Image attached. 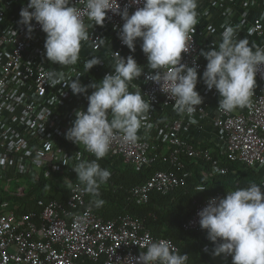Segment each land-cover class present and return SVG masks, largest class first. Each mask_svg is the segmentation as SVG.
<instances>
[{
	"label": "built area",
	"instance_id": "obj_1",
	"mask_svg": "<svg viewBox=\"0 0 264 264\" xmlns=\"http://www.w3.org/2000/svg\"><path fill=\"white\" fill-rule=\"evenodd\" d=\"M257 1L264 6V0ZM27 2L0 0V190L21 197L28 190L30 179L44 175L64 186L68 195L61 200H38L42 207L38 213L20 211L23 207L20 200H0V264H136L146 246L160 239L170 242L179 251L171 238L154 236L146 228L145 219L128 214L106 219L90 206L88 194L81 191L78 181L67 175L62 179L54 178L55 172L66 169L74 174L72 167L76 160L89 153L82 145L67 139L66 132L74 122L76 110L87 109V95L92 93V88L89 87L87 93L73 94L70 87H51L46 82L47 73L57 69L84 85L93 82L87 74L73 68L65 70L59 63L47 60L46 33L35 20L31 33L20 23L21 9ZM212 3L216 4L210 0V8ZM142 4L143 0L139 3L113 0L115 7L121 11L127 8L130 14ZM246 4L244 8L229 9L231 26L241 39L245 38L243 34L254 36L251 43L264 46V10L249 8L250 1ZM79 6L83 8L82 4ZM84 19L90 25V39L83 44L86 51H80L79 61L85 65L94 57L101 59L98 65L104 69L100 72L104 77L112 71L115 52L124 58L130 52L119 35L124 20L119 12L112 10H108L103 25L91 26L94 22H89L86 15ZM215 30L201 33L196 29L190 38L189 51L182 54V63L198 66L197 90L203 102L196 106L191 118L196 122L190 123L187 115L177 114L174 99L162 90L160 83L149 79L153 70L146 66L132 83L151 103L146 121L151 127H142L138 133L140 138L134 144L123 142L117 135L107 155L120 157L125 166L135 169L151 167L160 160L183 169L185 158L189 157L211 163L212 174L226 173L227 168L220 165L214 148L195 143L204 141L215 143L227 159L246 164L264 181V163H261L264 161V65L256 75L251 109L246 107L231 113L218 110L219 93L215 88L209 90L202 78L208 62L202 52L219 42L214 38ZM153 114L161 116L160 120H152ZM193 128L218 132L220 140H198L191 132ZM186 184L187 178L175 170L159 169L132 193L139 201L147 202L152 192L168 194ZM198 189L204 191L206 186L198 185ZM213 197L216 196L191 200V216L184 224L186 230L201 229L198 213ZM77 215L87 216L81 230L74 227ZM214 248L215 243L208 240V251L211 253ZM222 256L232 261L231 255Z\"/></svg>",
	"mask_w": 264,
	"mask_h": 264
},
{
	"label": "clouds",
	"instance_id": "obj_2",
	"mask_svg": "<svg viewBox=\"0 0 264 264\" xmlns=\"http://www.w3.org/2000/svg\"><path fill=\"white\" fill-rule=\"evenodd\" d=\"M137 3L140 0H136ZM83 5L81 8L79 5ZM199 0H143L131 14L113 5V0H28L21 9L20 23L33 31L35 20L46 33L45 55L52 64L62 68L76 65L84 43L90 39L89 24L103 25L108 10L119 12L124 20L119 33L129 49L135 51L137 39L147 55L153 71L149 79L160 83L162 90L174 99V110L187 115L190 123L202 104L197 90L198 66L182 63V54L189 51L190 38L199 23ZM31 9V10H30ZM219 42L203 51L207 65L203 80L209 90L215 88L220 96L218 110L231 113L236 109L252 108L256 75L264 65V46L241 39L231 25H222ZM112 71L91 85L66 76L62 70L49 71L46 82L55 87H70L73 94L87 93V109H77L66 138L83 146L95 159H81L74 167L81 191L94 197L90 206L104 203L100 188L111 172L99 161L109 153L114 138L119 135L125 143H136L139 130L150 128L147 114L151 103L132 82L144 72L133 56L124 58L115 52ZM101 59L85 62L89 71ZM114 69V70H113ZM79 76V75H78ZM76 76V77H78ZM130 88L132 90H130ZM261 163H264L262 161ZM264 183L249 182L247 186L228 190L225 196L210 198L199 213V223L215 243L214 255L232 256V264H264ZM203 189H198L201 191ZM74 227L81 230L86 215H77ZM136 264H188V254L180 253L170 242L160 239L150 242L141 252Z\"/></svg>",
	"mask_w": 264,
	"mask_h": 264
},
{
	"label": "trees",
	"instance_id": "obj_3",
	"mask_svg": "<svg viewBox=\"0 0 264 264\" xmlns=\"http://www.w3.org/2000/svg\"><path fill=\"white\" fill-rule=\"evenodd\" d=\"M248 1L251 3L249 8L257 11L264 10V6H260L257 0H239L237 5H231V7L244 8L247 6L246 3ZM197 36L201 37L200 34H197ZM211 48V46H208L207 50ZM70 68L87 74L93 83L103 79L100 72H103L104 69L98 64L88 71L85 65L78 61L76 65L68 66L64 69L68 70ZM92 91H94L93 88ZM160 118L161 116L153 114L152 120L157 122ZM195 143L214 148L213 153L219 159L220 165L227 168L226 173L212 174L213 167L211 163L189 157L185 158V167L183 169L173 168L162 160L157 161L151 167L135 169L131 166H125L120 157L107 155L99 163L102 167L110 170L111 177L100 188L99 198L103 199V205L99 208L93 206V208L96 213L106 219L121 214L143 218L145 219L146 228L154 236L171 238L178 246L180 253H187L189 263L215 264L211 259L210 251L207 249L209 240L207 230L202 228L198 230H186L184 228L185 222L191 216V200L195 197L203 199L210 195L222 197L226 195L228 190L247 186L252 181L257 183H264V181L258 172L246 164L232 162L227 159V157L221 154L215 143L204 141H195ZM81 159L92 160L95 157L91 153H84L81 158L76 160V164ZM159 169L175 170L180 175L185 176L187 178L186 186L168 194L152 192L147 202L139 201L133 196L132 190L144 183ZM66 175L70 176L74 181H78L77 173L71 174L67 169L63 172H55L54 178L62 179ZM29 182L30 186L23 196H12L0 190V200H20L23 204L20 211L32 210L38 213L42 208L38 205V200H61L68 195L67 189L64 186H57L54 179L46 178L44 175H41L38 179H30ZM201 184L205 185L206 189L204 191H197V186ZM88 199L91 202L94 197L88 195ZM225 264H232V261H226Z\"/></svg>",
	"mask_w": 264,
	"mask_h": 264
},
{
	"label": "crops",
	"instance_id": "obj_4",
	"mask_svg": "<svg viewBox=\"0 0 264 264\" xmlns=\"http://www.w3.org/2000/svg\"><path fill=\"white\" fill-rule=\"evenodd\" d=\"M216 4L212 3L211 8L208 6L210 5V0H199V7L198 11L200 12L199 17V23L196 26V29H198L199 32L204 33L209 29H213L216 31V35L214 38L219 41L220 33L223 31L222 25L228 24L231 25L232 18L228 15L229 9L231 8L230 3L236 2V0L230 1H223L221 0H214ZM212 2V1H211ZM226 5H228L226 7ZM243 37H246L243 34ZM250 43L252 42V39L254 36L249 37ZM142 40L140 39L136 43L135 51L129 49L128 56H133L138 64L146 67L148 66V60L147 55L143 52L142 47ZM193 136H195L196 139L202 140V139H210L215 142H218L220 140V136L218 132H213L212 130H207L205 128H196L191 130Z\"/></svg>",
	"mask_w": 264,
	"mask_h": 264
},
{
	"label": "rangeland",
	"instance_id": "obj_5",
	"mask_svg": "<svg viewBox=\"0 0 264 264\" xmlns=\"http://www.w3.org/2000/svg\"><path fill=\"white\" fill-rule=\"evenodd\" d=\"M223 1H224V2H225V1H226V2H227V1H230V2H231V0H223ZM237 3H238V0H236V2H234V3H230V4H237ZM249 37H250V36H247L248 39H250ZM81 51H83V52L86 51L85 46H82ZM72 74L75 75V70H72ZM107 74H108V73H107ZM57 186H59V184H57ZM211 259L213 260V262H214L215 264H225V263H226V260L224 259V257L222 256V254L219 255V256L214 255V250L211 252Z\"/></svg>",
	"mask_w": 264,
	"mask_h": 264
}]
</instances>
